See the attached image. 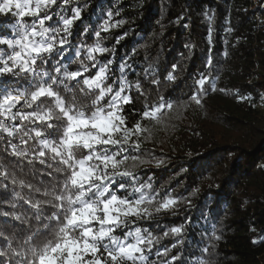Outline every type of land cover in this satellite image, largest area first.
<instances>
[{
	"label": "trees",
	"instance_id": "1",
	"mask_svg": "<svg viewBox=\"0 0 264 264\" xmlns=\"http://www.w3.org/2000/svg\"><path fill=\"white\" fill-rule=\"evenodd\" d=\"M62 3L57 0L49 9L52 19L46 26L61 27V17L70 18L76 8L80 17L71 26L63 59L53 54L44 68L52 71L60 60L69 72L77 71L83 61L89 68L85 75H91L107 65L113 92L126 83L123 95L130 103L121 114L126 127L139 122L141 129L127 148L133 176L117 177L114 187L124 184L117 191L126 195L134 187L151 185L145 191L157 201L176 200L115 235L139 227L155 237L145 248V264H264V0H69L60 7ZM17 19L0 14V37H14ZM24 21L31 23V18ZM97 43L108 51L94 53L90 61L88 49ZM0 48L11 52L5 45ZM0 84L22 87L25 80L6 75ZM69 87L78 100L89 103L79 93L82 84L72 81ZM161 97L173 107L142 118ZM11 144H20L19 134L0 133V162L18 179L43 189L51 180L48 169L14 156ZM131 157L138 158L134 168ZM0 183V250L7 253L0 264H17L13 249L19 250V238L29 226L40 227L24 197H43L14 185L11 178L0 177ZM53 210L43 209L45 215ZM13 214L28 219L17 221ZM175 227L182 231L172 233ZM13 236L10 249L7 238Z\"/></svg>",
	"mask_w": 264,
	"mask_h": 264
},
{
	"label": "snow or ice",
	"instance_id": "2",
	"mask_svg": "<svg viewBox=\"0 0 264 264\" xmlns=\"http://www.w3.org/2000/svg\"><path fill=\"white\" fill-rule=\"evenodd\" d=\"M56 2L0 0V14L18 18L13 25L14 37H0V45L11 50L9 54L0 48V78L11 75L25 80L22 87L0 84V133L19 134L20 144L10 145L12 154L29 164L38 162L48 169L46 175L51 178L42 189L18 179L0 162V177L11 178L14 185L43 197H24L35 210L34 219L40 227L29 226L27 234L18 240L19 250L13 249V253L20 258L17 264H145V248L156 238L142 234L139 227L129 229L123 237L115 233L153 212L172 207L176 200L157 201L155 195L145 191L151 185L134 187L126 195L117 191L125 189L124 184L114 187L117 177L133 176L127 166V148L141 124L126 127L121 113L122 106L130 103V97L123 95L128 85L124 83L113 92V86L107 84V65L91 75H85L89 68L83 61L82 70L77 71L69 72L60 60L52 71L44 68L53 54L63 59L71 26L80 17V9L76 8L70 18L61 17V27L46 26L52 19L49 9ZM68 3L63 0L60 7ZM25 17L31 18V23H25ZM107 51L97 43L88 49V59L94 61V53ZM72 81L83 85L79 93L89 99L87 105L69 87ZM204 82L199 81L200 85ZM106 97L110 98L105 101ZM191 99L200 103L198 96ZM165 107L171 109L173 105L161 97L157 107L145 110L142 118L155 117ZM6 121L20 124L9 126ZM131 159L134 168L138 158ZM136 193L139 195L134 196ZM16 196L20 197V193ZM45 207L54 210L45 215ZM13 215L17 221L28 219ZM181 231V227L171 229L176 234ZM0 237H4L3 231ZM7 239L11 249L16 237ZM3 255L7 253L0 250Z\"/></svg>",
	"mask_w": 264,
	"mask_h": 264
}]
</instances>
